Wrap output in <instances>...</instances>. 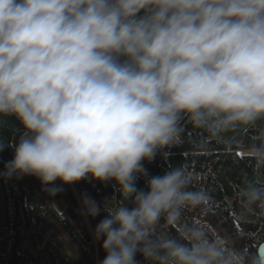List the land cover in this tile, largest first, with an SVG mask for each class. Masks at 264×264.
Instances as JSON below:
<instances>
[{
  "label": "clouds",
  "instance_id": "obj_1",
  "mask_svg": "<svg viewBox=\"0 0 264 264\" xmlns=\"http://www.w3.org/2000/svg\"><path fill=\"white\" fill-rule=\"evenodd\" d=\"M0 117L22 125L0 141L14 151L5 179L33 176L49 195L57 180L118 186L93 232L101 264H256L185 219L213 201L187 165L149 176L144 161L182 144L184 121L204 141L251 129L238 147L253 174L237 195L264 210V0H0Z\"/></svg>",
  "mask_w": 264,
  "mask_h": 264
},
{
  "label": "trees",
  "instance_id": "obj_2",
  "mask_svg": "<svg viewBox=\"0 0 264 264\" xmlns=\"http://www.w3.org/2000/svg\"><path fill=\"white\" fill-rule=\"evenodd\" d=\"M184 127L183 143L167 150V157L158 154L153 162L144 161L149 176L162 175L169 166L187 165L198 176L199 184L212 194L213 201L206 214L189 210L185 219L202 221L229 236L237 249L262 264L259 248L264 242V210L245 209L237 195L245 174L249 178L253 174L238 142H249L254 131L242 129L219 140L204 141L187 121ZM21 131L15 117H0V141L15 142ZM13 155L12 147L0 151V173ZM260 178L264 180V172ZM10 181L0 176L5 198V214L0 218V264H101L106 255L103 240L94 239L93 232L108 215L105 205L114 206L112 202L121 199L115 182L101 183L91 177L74 184L57 180L48 187L60 190L49 195L33 176ZM137 188L146 190L145 178L138 179ZM85 195L99 205L97 216L82 214ZM125 203L132 206L131 201ZM163 226L175 232L174 226ZM136 260L146 264L139 254Z\"/></svg>",
  "mask_w": 264,
  "mask_h": 264
},
{
  "label": "rangeland",
  "instance_id": "obj_3",
  "mask_svg": "<svg viewBox=\"0 0 264 264\" xmlns=\"http://www.w3.org/2000/svg\"><path fill=\"white\" fill-rule=\"evenodd\" d=\"M4 192H3V188H2V183L0 182V218L4 217L5 214V209H4ZM0 229H1V225H0Z\"/></svg>",
  "mask_w": 264,
  "mask_h": 264
},
{
  "label": "water",
  "instance_id": "obj_4",
  "mask_svg": "<svg viewBox=\"0 0 264 264\" xmlns=\"http://www.w3.org/2000/svg\"><path fill=\"white\" fill-rule=\"evenodd\" d=\"M10 181V179H9ZM11 182V181H10ZM11 184V183H10ZM14 219H15V210H14ZM259 255H260V258H261V261H262V264H264V242L260 245V248H259Z\"/></svg>",
  "mask_w": 264,
  "mask_h": 264
}]
</instances>
